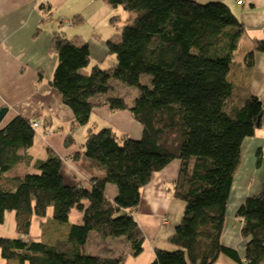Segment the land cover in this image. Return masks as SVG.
Returning <instances> with one entry per match:
<instances>
[{
	"label": "trees",
	"instance_id": "16d2710c",
	"mask_svg": "<svg viewBox=\"0 0 264 264\" xmlns=\"http://www.w3.org/2000/svg\"><path fill=\"white\" fill-rule=\"evenodd\" d=\"M105 1L135 13L120 39L107 40L116 63L84 71L91 62L89 43L56 31L51 50L58 64L51 84L74 113V124H88L95 108L128 111L142 124V136L120 138L112 127H90L81 154L86 169L95 171L84 185L66 182L63 160L50 149L46 159L31 161L28 149L36 138L32 122L38 113L17 115L0 128V224L7 211H15L16 218L15 234L0 235L1 256L20 264H125L124 253H89L90 234L125 237L131 256L140 255L146 235L133 212L142 188L155 172L178 161L173 195L185 208L169 237L177 248L156 247L149 264H214L222 255L241 264H262L264 182L236 210L245 255L223 242L244 141L264 124V101L252 94L237 96L228 80L233 53L246 32L244 23L226 2L217 0ZM255 42L256 48L246 54L249 66L257 51L264 52V40ZM143 75H149V83L141 82ZM113 80L138 88L132 103L110 94ZM74 142L71 134L65 137L67 147ZM256 155L260 167L261 146ZM23 160L31 169L12 172ZM108 184L117 189L113 199L107 196ZM74 209L82 213L79 222L70 220ZM34 216L68 223V235L54 243L31 238Z\"/></svg>",
	"mask_w": 264,
	"mask_h": 264
},
{
	"label": "crops",
	"instance_id": "0c3cea01",
	"mask_svg": "<svg viewBox=\"0 0 264 264\" xmlns=\"http://www.w3.org/2000/svg\"><path fill=\"white\" fill-rule=\"evenodd\" d=\"M65 1L0 0V110L3 107L8 108L0 122V128L5 127L17 115L33 117L38 113L40 116L36 118L43 120L45 125L47 154L50 149L61 156L63 160L62 172L69 184L87 185L93 176L92 172L95 171V168L86 169V162L81 154L83 153L82 147L80 150H76V141L67 147L65 138L62 139L63 133L50 128L51 125H59L63 121L61 119L68 121L66 123L74 120V113L63 102L61 93L51 84L58 64V55L51 50V42L54 33L61 30L51 24L49 13L58 9L62 2ZM242 1V3H239L237 0L238 5H240L235 9L241 16L240 19L244 23L246 30L264 33V0ZM246 3L249 5L248 7ZM228 4L231 6L230 3ZM65 24L63 25L64 28ZM69 24H71L70 21ZM65 30L67 31L68 29ZM65 35L68 37L67 34ZM81 37L82 35L77 36L76 39L81 41L79 40L82 39ZM93 37L91 38L92 41L88 42L91 57L98 53V47L101 51L107 52V42L98 41ZM256 39L257 37H255V41ZM246 49L245 51H247ZM245 51L242 54L244 55L243 58H233L228 73V80L235 86L237 96L243 97L252 94L264 101V52L257 51L254 64L249 66L246 63ZM103 55L104 53H100L96 57L99 61H102L104 59ZM102 110L106 112L112 111L108 108ZM64 123L61 124L62 127H69V125L65 126ZM252 138H257V135ZM259 147L260 145L255 148V154ZM30 154L32 162L37 159H43L35 156L33 152ZM78 154L80 157L77 156ZM21 162L18 164L22 165L23 163ZM171 166L169 170H167V166L162 171L153 174L151 181L142 188L141 202L133 212L146 235L144 251L138 256H131L130 244L125 237H113L116 240V244L124 247L123 253L131 258L127 259L125 264H148L154 258L155 248L159 244L165 245L164 247L168 244L172 245L169 237L179 223L177 222L178 219L183 215L181 211V216H179L180 213L176 212V210H181L183 207L181 203L176 201L178 198L174 197L170 187L176 180L179 163ZM175 167L176 169H173ZM30 169L31 166L22 167L19 173ZM96 171L98 172V169ZM235 179L233 182L234 188ZM108 190H111V197L107 196L113 199L117 194L116 187L108 184L106 193ZM249 195L251 193H246V190H243L238 203L236 201L237 198H235L236 208L232 209L233 213L231 212L230 215L229 209L227 210L223 233V242L226 245L235 247L241 257L245 255L246 240L241 235V223L236 217V210ZM52 222H55V220ZM42 225V234L44 236L46 223ZM66 227L67 236L70 226ZM93 234L98 236L95 233H91L90 237ZM59 238L61 237L55 238V240ZM98 238L101 237L98 236ZM43 241L49 242L44 237ZM117 252L115 251L114 253ZM90 253L93 254L91 251ZM117 255L115 254L114 256ZM222 260L223 264L231 262L228 257L221 256L214 264H219ZM4 262V264H20L17 259H5Z\"/></svg>",
	"mask_w": 264,
	"mask_h": 264
},
{
	"label": "rangeland",
	"instance_id": "374dc122",
	"mask_svg": "<svg viewBox=\"0 0 264 264\" xmlns=\"http://www.w3.org/2000/svg\"><path fill=\"white\" fill-rule=\"evenodd\" d=\"M199 2L206 3L212 0H198ZM228 2L231 4V9L233 12L240 18L239 13H237L235 8H238L237 0H217ZM237 5V7H236ZM246 6L249 5L246 3ZM76 13H74V11ZM50 17L49 20L52 22L54 26L60 28V32L63 34H67L68 38L73 40L74 42H90L92 41L91 38L97 39L98 41H105L111 39L117 41L121 38V32L123 26L127 23L131 22L135 16V13L129 10H126L123 6L118 5L114 6L112 4L107 3L105 0H66L62 2V4L58 7V9L52 10V13H49ZM78 16V17H77ZM78 18V21H74ZM68 21V22H67ZM69 21L71 24H69ZM73 21L75 23H73ZM66 22V24H65ZM66 25L65 28L63 25ZM65 29H68L67 31ZM75 32H71V31ZM67 32V33H66ZM82 35L81 41H78L77 36ZM255 37L259 40H264V33L260 32H253V30H246V32L241 36L237 49L233 53V57L235 58H243V52L245 49V53L247 54L249 51L254 50L256 48L257 43L255 42ZM101 38V39H100ZM97 54L91 57V62L87 68L84 69L86 72H90L93 66L99 65L102 68L109 69L113 64L116 63V55L114 53H110L108 50L107 52H103L100 48H97ZM100 53H104V59L99 61L96 57ZM142 83H149L150 77L149 75H143L141 79ZM113 90L111 91V95L123 96L129 103H132L133 100L137 97L139 90L136 86H129L126 83L120 80H113ZM104 108H95V110L91 114V118L88 124L86 125H78L74 124L73 122L66 123L68 121L60 122L59 125H51L50 128L52 130L61 131L63 133L64 139L68 133H70L74 140L76 141V150H80V148L85 143L88 131L90 127H94V130L97 131L103 127H112L115 132L120 136V138L130 137L134 139H139L142 136V124L134 119L128 111H104ZM65 126L69 125V127L64 128L62 127V123ZM53 127V128H52ZM63 128V129H62ZM51 130V131H52ZM36 138L34 145L29 148L28 152H33L35 156L39 158L46 159L47 154V143H46V133L44 126H41L36 129ZM257 138L248 137L243 144V152H242V161L240 167L236 173L235 178L237 179V185L234 183L235 188L233 186V191L230 194L229 202H228V209L229 215L232 212V209L236 208V204L239 201V197L242 194L243 190H246V193H257L264 182V155L261 166H258V159L257 155L255 154V148L260 145L264 150V124L257 128L256 130ZM255 135V136H256ZM260 137V138H258ZM30 157V156H29ZM37 157V158H38ZM21 164L14 165L12 167V172L19 173L22 167H26L29 162L22 161ZM179 163L178 161H173L167 167L169 170L172 166ZM26 165V166H25ZM173 169H176L173 168ZM22 174V173H21ZM235 179V182H236ZM67 182V181H66ZM173 192V185L170 186ZM111 190L107 191V195L111 197ZM235 198L237 203L235 202ZM182 204V209L176 210V212H184L185 202L181 199L176 200ZM235 206V207H233ZM53 213V207L49 208V214ZM233 213V212H232ZM181 216V213L179 214ZM82 213L78 210H73L70 216L71 222H79L81 220ZM180 218V217H179ZM182 218V217H181ZM178 219L177 222H180ZM50 219L53 220L51 217L40 218L34 216L32 227L30 229L29 236L35 240H49L50 243H54L55 238L66 237V230L69 224H57V222H52ZM173 219V218H172ZM171 219V220H172ZM46 223L45 226V234L43 236L42 232V224ZM70 226V225H69ZM16 231V218H15V211H7L6 217L4 222L0 224V235L6 236H13ZM56 241V240H55ZM89 248L88 252L90 251L93 254H101V255H119L124 252V247L120 244H116V240L112 237L102 239L98 238L94 234L91 235L88 241ZM116 244V245H115ZM173 245V244H172ZM170 244L161 245L159 244L157 247H164V248H172L173 250L174 245ZM174 247V248H173ZM168 250V249H167ZM118 251L117 253H114ZM222 257H228L231 262L226 264H241L239 261H236L229 256L222 255ZM127 259H131L128 258ZM228 260V261H229ZM5 259L1 257V250H0V264H4ZM149 264V263H148ZM219 264H223V260L219 262ZM264 264V262H262Z\"/></svg>",
	"mask_w": 264,
	"mask_h": 264
},
{
	"label": "water",
	"instance_id": "95a60500",
	"mask_svg": "<svg viewBox=\"0 0 264 264\" xmlns=\"http://www.w3.org/2000/svg\"><path fill=\"white\" fill-rule=\"evenodd\" d=\"M8 111V108L7 107H3L1 110H0V122L2 121V119L4 118L6 112ZM260 118H261V115L259 117V120H258V123L257 125L259 126L260 125Z\"/></svg>",
	"mask_w": 264,
	"mask_h": 264
},
{
	"label": "built area",
	"instance_id": "2783aa9c",
	"mask_svg": "<svg viewBox=\"0 0 264 264\" xmlns=\"http://www.w3.org/2000/svg\"><path fill=\"white\" fill-rule=\"evenodd\" d=\"M239 3L242 2L241 0H238ZM33 126L37 129L41 126H44V122L42 120L36 119L32 122Z\"/></svg>",
	"mask_w": 264,
	"mask_h": 264
},
{
	"label": "bare ground",
	"instance_id": "6f19581e",
	"mask_svg": "<svg viewBox=\"0 0 264 264\" xmlns=\"http://www.w3.org/2000/svg\"><path fill=\"white\" fill-rule=\"evenodd\" d=\"M235 184L237 185V179H236V182H235Z\"/></svg>",
	"mask_w": 264,
	"mask_h": 264
}]
</instances>
